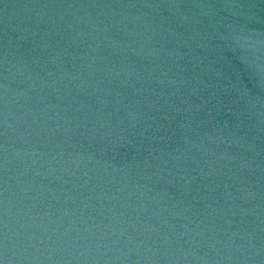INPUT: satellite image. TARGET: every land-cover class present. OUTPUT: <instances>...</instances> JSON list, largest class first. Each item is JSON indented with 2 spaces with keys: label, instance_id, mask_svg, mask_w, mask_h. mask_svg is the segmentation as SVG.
Wrapping results in <instances>:
<instances>
[{
  "label": "water",
  "instance_id": "95a60500",
  "mask_svg": "<svg viewBox=\"0 0 264 264\" xmlns=\"http://www.w3.org/2000/svg\"><path fill=\"white\" fill-rule=\"evenodd\" d=\"M0 264H264V0H0Z\"/></svg>",
  "mask_w": 264,
  "mask_h": 264
}]
</instances>
